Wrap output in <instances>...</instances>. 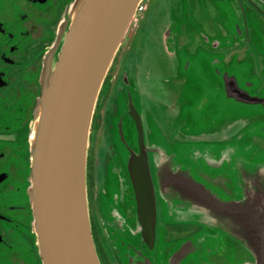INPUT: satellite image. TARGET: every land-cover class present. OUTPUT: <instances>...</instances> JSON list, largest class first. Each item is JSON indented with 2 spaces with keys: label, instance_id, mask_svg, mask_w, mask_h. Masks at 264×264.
<instances>
[{
  "label": "flooded vegetation",
  "instance_id": "af4514ba",
  "mask_svg": "<svg viewBox=\"0 0 264 264\" xmlns=\"http://www.w3.org/2000/svg\"><path fill=\"white\" fill-rule=\"evenodd\" d=\"M69 1L0 0V264H43L29 137ZM141 3L90 124L86 197L99 263L258 264L246 231L261 243L264 0ZM160 18L163 61L140 78V60L119 52L132 28Z\"/></svg>",
  "mask_w": 264,
  "mask_h": 264
},
{
  "label": "water",
  "instance_id": "95a60500",
  "mask_svg": "<svg viewBox=\"0 0 264 264\" xmlns=\"http://www.w3.org/2000/svg\"><path fill=\"white\" fill-rule=\"evenodd\" d=\"M141 1L70 0L45 58L29 137L28 191L43 264H100L86 197L90 124L98 91ZM256 231L247 229V248L264 264V229L258 244Z\"/></svg>",
  "mask_w": 264,
  "mask_h": 264
},
{
  "label": "rangeland",
  "instance_id": "374dc122",
  "mask_svg": "<svg viewBox=\"0 0 264 264\" xmlns=\"http://www.w3.org/2000/svg\"><path fill=\"white\" fill-rule=\"evenodd\" d=\"M144 16L145 12L140 13V25ZM161 22L162 18L156 20L155 24L144 32L141 29L132 28L130 37H126L121 46L119 58L123 59L125 63L132 56L140 60V64L138 65L140 78L144 75L146 69L153 75H156L157 69L163 61V42L160 38V32L163 28ZM199 183L217 194L215 189L209 187L207 184Z\"/></svg>",
  "mask_w": 264,
  "mask_h": 264
},
{
  "label": "built area",
  "instance_id": "2783aa9c",
  "mask_svg": "<svg viewBox=\"0 0 264 264\" xmlns=\"http://www.w3.org/2000/svg\"><path fill=\"white\" fill-rule=\"evenodd\" d=\"M142 10V3L139 4V6L137 7V11L136 12H139Z\"/></svg>",
  "mask_w": 264,
  "mask_h": 264
}]
</instances>
